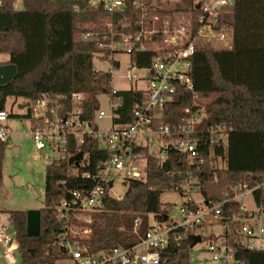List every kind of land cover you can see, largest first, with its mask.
Returning <instances> with one entry per match:
<instances>
[{
	"label": "built area",
	"instance_id": "1",
	"mask_svg": "<svg viewBox=\"0 0 264 264\" xmlns=\"http://www.w3.org/2000/svg\"><path fill=\"white\" fill-rule=\"evenodd\" d=\"M13 1L14 9L24 10L25 0ZM90 4L112 16V22L107 23L110 34L98 35V54L111 61L114 69L123 66L121 61L113 58L115 55L128 56L129 67L120 79L127 82L130 89L116 90L112 86L113 74L109 72L111 85L99 94V109L92 118L86 114L85 93L70 97L45 94L38 99H20V104L14 99L10 107V98L5 102L0 100V143L11 140L13 132L8 122L14 115L9 108H16L18 104L17 109L27 111L29 134L36 150L46 154L49 165L66 166L70 181L61 183L75 185L53 207L58 221L64 226V232L58 238L59 248L75 264H168L163 254L171 236L177 241H194L195 237H201V242L191 247V251L201 245V252L211 254L219 264H236L235 254L239 248L263 251L264 205L257 206L254 193L264 192V183L252 186L245 181L237 185L232 191V201L240 204V211L225 218L222 204L208 205L203 197L202 202L197 201L195 195L201 196L199 179L192 173L176 187L185 200L177 210L179 217L171 216L174 210L169 211L167 220L162 223L152 217L156 223L150 222L149 231L136 245L92 253L87 243L70 238V226L75 218L91 225L90 215L104 211L109 198L124 199L126 193H115L120 175H124L127 185L131 181H147L149 156L162 164L173 149L183 155L190 166L200 169L205 164L202 151L207 148L209 160L218 168L216 162L222 159L216 157L215 149L226 150L228 144L225 126L199 129L207 115L204 106L197 104L194 108H186V119L174 131L169 126H162V118L179 90L194 93L192 74L200 49H234V28L224 21L233 10L231 0H196L193 10L175 12L165 19L151 15L146 0H135L132 6L140 18L135 23L125 18L119 36L115 33L113 17L125 11L127 0H91ZM3 6L4 0H0V9ZM128 27L136 29L125 34ZM95 37V34L87 33L83 40L91 41ZM143 52L155 55L150 65L142 68L133 61V55ZM123 92L144 96L128 115L120 112L123 107L120 94ZM101 96H107L108 109L101 107ZM194 97L197 98L195 93ZM103 121L107 122L106 126L102 125ZM137 162H146L145 171L136 166ZM246 197H253L257 212L241 205ZM140 226V220H136L134 231L137 232ZM212 227L220 228V231H216L218 234L213 239H207L203 232ZM89 232L90 227L86 230L87 234ZM16 233L10 216L0 212V264H21Z\"/></svg>",
	"mask_w": 264,
	"mask_h": 264
},
{
	"label": "trees",
	"instance_id": "2",
	"mask_svg": "<svg viewBox=\"0 0 264 264\" xmlns=\"http://www.w3.org/2000/svg\"><path fill=\"white\" fill-rule=\"evenodd\" d=\"M90 1L25 0L24 10L18 11L13 7V0H4L0 9V54L8 56L3 65H15L18 72L12 81L0 87L2 102L8 98L38 99L45 94L70 97L85 93L86 114L89 118L94 116L99 109V94L111 85V74L95 71L93 61L100 52L98 35L110 34L107 23L112 22V16L102 8H93ZM134 1L127 0L125 11L113 17L118 36L123 31L125 18L131 23L140 18L132 6ZM146 1L151 15L165 19L175 12L193 10L196 0H186L163 10L152 8V0ZM224 21L234 28V49L220 51L205 47L198 51L192 74L197 98L194 93L179 90L166 107L162 126L174 131L186 119V108L204 106L207 115L199 129L207 126L227 129L226 150L215 149L216 157H221L226 168L212 164L207 148L202 151L205 164L200 169L190 166L186 158L173 149L162 164L149 156L147 181H131L122 201L109 198L104 211L94 215L91 235L86 241L92 253L139 243L150 229L151 217L162 223L169 214L168 207L161 202L162 194L176 190L187 174L192 173L199 179L200 194L208 205L222 204L225 218L240 211V204L232 201V191L237 185L245 181L252 186L263 184L264 0H235L232 12ZM135 29L128 27L124 32L133 33ZM87 33L95 34L94 40L84 41ZM154 55L153 52L136 53L133 61L139 67H147ZM120 97L123 99L120 112L127 115L144 99L143 94L134 92H123ZM6 145L7 142L0 143V168ZM66 174V166H47L39 237L27 234V212L8 213L17 232L21 264H56L68 259L58 245L64 226L53 209L75 188L70 182L61 183L70 181ZM254 199L258 207L264 205V192L256 191ZM136 220L141 222L137 232L134 231ZM175 238L171 236L163 259L168 264H190L193 240ZM235 255L236 264H264V250L239 248Z\"/></svg>",
	"mask_w": 264,
	"mask_h": 264
},
{
	"label": "rangeland",
	"instance_id": "3",
	"mask_svg": "<svg viewBox=\"0 0 264 264\" xmlns=\"http://www.w3.org/2000/svg\"><path fill=\"white\" fill-rule=\"evenodd\" d=\"M182 2H186V0H152V6L156 9H170ZM113 58L122 62V68H112L111 61L109 62L104 59L101 54H97L93 61L94 70L111 72L113 74L112 86L116 90L125 91L130 89L131 86L120 79V76H122L129 67L128 56L115 55ZM7 61L8 56L0 54V65L5 64ZM105 98H107V96L100 97L101 107L108 109L105 104ZM13 102L14 98H10L9 107ZM21 102L22 100L18 99L17 103L20 104ZM17 106L13 109L9 108L14 115L8 122V126L13 134L11 140L7 141L4 159L0 168V212L5 214L15 211H40L45 208L46 169L49 162L46 160V154L38 152L34 146L33 139L29 134L30 125L26 117L27 111L19 110ZM102 125L106 126L107 122L103 121ZM216 165L220 169L226 168V164L222 160H218ZM136 166L141 171H145L146 162H137ZM127 190L128 185L124 181V175L122 174L116 182L115 193L124 195ZM195 198L197 201L202 202V196L195 195ZM161 202L165 207H168L169 211H175L171 215L173 218H178L179 213L177 210L184 204L185 200L179 192L172 190L162 194ZM240 203L251 211L257 210L253 197H246ZM96 214L90 215L93 221L92 224L94 223V215ZM85 218L86 216L84 219ZM150 220L152 224L156 223L152 221V217ZM85 225L88 227H85ZM91 225L85 224L83 220L75 218L70 226V238L86 243L91 235V232L87 234L86 230H88ZM216 231L219 232L220 228L212 227L205 230L203 233L207 236V239L208 237L213 239L215 234H218ZM56 264H75V262L69 259L68 256V259L58 261ZM190 264L219 263L214 261L211 254L201 252V245H198L191 251Z\"/></svg>",
	"mask_w": 264,
	"mask_h": 264
},
{
	"label": "water",
	"instance_id": "4",
	"mask_svg": "<svg viewBox=\"0 0 264 264\" xmlns=\"http://www.w3.org/2000/svg\"><path fill=\"white\" fill-rule=\"evenodd\" d=\"M235 4V0H231ZM18 69L15 65L6 64L0 65V87L5 86L10 81H12ZM167 220V217H165ZM27 234L29 237H39L41 234V212L40 211H30L27 212ZM201 237H195L191 247L193 248L196 244L201 242Z\"/></svg>",
	"mask_w": 264,
	"mask_h": 264
}]
</instances>
